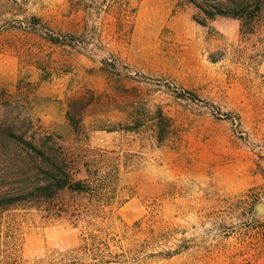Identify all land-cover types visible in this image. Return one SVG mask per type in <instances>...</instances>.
<instances>
[{
	"label": "rangeland",
	"instance_id": "374dc122",
	"mask_svg": "<svg viewBox=\"0 0 264 264\" xmlns=\"http://www.w3.org/2000/svg\"><path fill=\"white\" fill-rule=\"evenodd\" d=\"M256 6L0 0V190L33 185L63 152L77 176L97 173L91 161L110 171L126 221L165 196L172 226L211 238V223L202 225L210 212L264 182V7ZM78 242L77 225L56 222L27 233L25 257L33 264ZM195 263L190 250L162 264Z\"/></svg>",
	"mask_w": 264,
	"mask_h": 264
},
{
	"label": "trees",
	"instance_id": "16d2710c",
	"mask_svg": "<svg viewBox=\"0 0 264 264\" xmlns=\"http://www.w3.org/2000/svg\"><path fill=\"white\" fill-rule=\"evenodd\" d=\"M256 5L260 11L264 0H256ZM214 10L225 12L219 6ZM49 160L45 174L33 185L0 190V264H30L25 257L27 233L60 221L78 226V244L65 250L48 249L33 264H162L190 250L195 264L264 263V182L228 207L211 211L210 219L202 222L211 223L206 230L211 238L198 241V235L189 236L186 229L171 225L165 196L147 199L148 212L130 223L116 213L119 204L111 199L117 195L108 179L110 171L91 161L89 166H96L97 173L77 176L75 172L81 170H73L67 154L59 152ZM102 170L106 174L101 178ZM67 193L87 201L72 203L63 197Z\"/></svg>",
	"mask_w": 264,
	"mask_h": 264
}]
</instances>
